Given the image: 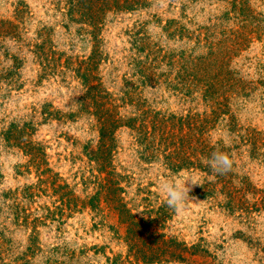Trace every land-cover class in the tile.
Returning <instances> with one entry per match:
<instances>
[{
	"label": "rangeland",
	"instance_id": "1",
	"mask_svg": "<svg viewBox=\"0 0 264 264\" xmlns=\"http://www.w3.org/2000/svg\"><path fill=\"white\" fill-rule=\"evenodd\" d=\"M0 264H264V0H0Z\"/></svg>",
	"mask_w": 264,
	"mask_h": 264
},
{
	"label": "clouds",
	"instance_id": "2",
	"mask_svg": "<svg viewBox=\"0 0 264 264\" xmlns=\"http://www.w3.org/2000/svg\"><path fill=\"white\" fill-rule=\"evenodd\" d=\"M207 162L212 172L219 175L227 174L233 168L232 156L219 150L213 151ZM189 180L191 185L186 183ZM197 184L200 183L191 178L183 183L180 181L164 182L161 185V191L167 197L166 205L175 212L182 211L187 201L195 199V197H190V192L192 191V186Z\"/></svg>",
	"mask_w": 264,
	"mask_h": 264
},
{
	"label": "trees",
	"instance_id": "3",
	"mask_svg": "<svg viewBox=\"0 0 264 264\" xmlns=\"http://www.w3.org/2000/svg\"><path fill=\"white\" fill-rule=\"evenodd\" d=\"M150 223H152V221L149 222V225H150ZM149 225H148V223H146V226H149ZM146 226H145V227H146ZM171 243L173 244V242H171ZM194 248H195V247H192V248H191V249H192V250H191L192 252L194 251ZM184 249H187V248H184ZM188 250H189V249H188ZM192 252H191V253H192ZM164 253H166V251H164ZM174 253H175V251L173 252L172 256L174 255ZM191 253H190V254H191ZM180 257H181V254L179 255V258H180Z\"/></svg>",
	"mask_w": 264,
	"mask_h": 264
}]
</instances>
